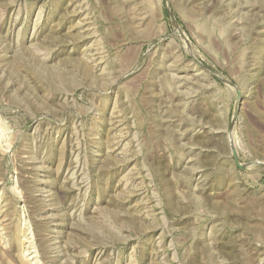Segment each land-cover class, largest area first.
Instances as JSON below:
<instances>
[{
	"label": "rangeland",
	"instance_id": "374dc122",
	"mask_svg": "<svg viewBox=\"0 0 264 264\" xmlns=\"http://www.w3.org/2000/svg\"><path fill=\"white\" fill-rule=\"evenodd\" d=\"M0 264H264V0H0Z\"/></svg>",
	"mask_w": 264,
	"mask_h": 264
},
{
	"label": "water",
	"instance_id": "95a60500",
	"mask_svg": "<svg viewBox=\"0 0 264 264\" xmlns=\"http://www.w3.org/2000/svg\"><path fill=\"white\" fill-rule=\"evenodd\" d=\"M235 162L239 165V166H242L238 160V157L235 155Z\"/></svg>",
	"mask_w": 264,
	"mask_h": 264
}]
</instances>
